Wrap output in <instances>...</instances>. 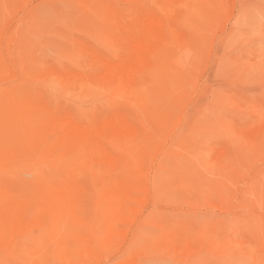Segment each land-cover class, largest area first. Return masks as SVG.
Instances as JSON below:
<instances>
[{
	"label": "rangeland",
	"instance_id": "rangeland-1",
	"mask_svg": "<svg viewBox=\"0 0 264 264\" xmlns=\"http://www.w3.org/2000/svg\"><path fill=\"white\" fill-rule=\"evenodd\" d=\"M148 19L142 84L108 81ZM73 120L97 132L63 138ZM0 159V264H264V0H0Z\"/></svg>",
	"mask_w": 264,
	"mask_h": 264
},
{
	"label": "bare ground",
	"instance_id": "bare-ground-1",
	"mask_svg": "<svg viewBox=\"0 0 264 264\" xmlns=\"http://www.w3.org/2000/svg\"><path fill=\"white\" fill-rule=\"evenodd\" d=\"M108 2V1H107ZM168 2V1H167ZM166 2V3H167ZM175 4H173V6H174ZM170 8V7H169ZM166 9V8H165ZM173 9H174V7H173ZM173 9H172V11H173ZM168 10V9H167ZM149 12V11H148ZM146 14V13H145ZM152 14V13H151ZM156 14V13H155ZM136 15V14H135ZM144 15V14H143ZM147 15V14H146ZM153 15V14H152ZM168 15V14H167ZM166 15V16H167ZM119 16V15H118ZM138 16V15H137ZM141 16V15H140ZM148 16H149V14H148ZM151 16V15H150ZM155 16V15H154ZM153 16V17H154ZM170 16V15H169ZM122 17V16H121ZM120 17V18H121ZM133 17V16H132ZM139 17V16H138ZM142 17V16H141ZM145 17V16H144ZM160 17V16H159ZM172 17V16H171ZM123 18V17H122ZM125 18V17H124ZM146 18H147V16H146ZM154 18H156V17H154ZM161 18V17H160ZM173 18V17H172ZM129 19V18H128ZM137 19V18H136ZM140 19V18H139ZM143 19V18H142ZM156 19H159L158 17L156 18ZM156 19H154V20H156ZM164 19H165V16H164ZM169 19V18H168ZM144 20V19H143ZM146 20V19H145ZM150 19H148L147 21H146V23H145V26H144V28H142L143 30H130V32H129V34H130V37L129 38H131V40H129V42H130V47H129V50L127 51V53H124V54H126L124 57H120L121 58V60H119V61H116L115 60V58H114V61H116L117 63H115V65L113 66V64H112V66H111V68L113 67V72H114V74L112 73V75H110L111 76V78H112V80L110 79H107L108 81H116L117 80V82H121V83H125V84H127V86H129V87H137V85L139 84V82H140V75H141V73L143 72V69L152 61V59L159 53V50H160V47L161 46H159V43L161 42V41H166V39H165V37H164V34H163V26L165 25L164 24V22H162L163 24L161 25V23H160V21H149ZM166 20V19H165ZM122 21H123V19H122ZM142 21V20H141ZM173 21V20H172ZM128 22V21H127ZM134 22H135V20H134ZM138 22V21H137ZM143 22V21H142ZM141 22V23H142ZM168 22V21H167ZM166 22V23H167ZM125 23H126V21H125ZM132 23V22H131ZM170 23V22H169ZM169 23H168V25H169ZM127 24H129V23H127ZM136 24V23H135ZM143 24L144 23H142V26H143ZM132 25H134V24H132ZM131 25V26H132ZM139 25V24H138ZM172 25V24H171ZM141 26V25H140ZM137 28H139V27H137ZM136 28V29H137ZM167 28V27H166ZM134 29V28H133ZM168 29H169V26H168ZM166 30V29H165ZM176 30V29H175ZM124 31H126V32H128L127 30H124ZM124 31H123V33H124ZM170 31H171V29H170ZM173 31V30H172ZM172 31H171V33H172ZM177 31V30H176ZM168 32H169V30H168ZM174 32V31H173ZM167 33V32H166ZM178 33V32H177ZM176 34V33H175ZM128 35V34H127ZM170 35H173L174 36V34H170ZM178 35V34H177ZM167 37V36H166ZM128 38V37H127ZM170 38H172V37H170ZM179 38V37H178ZM122 39V38H121ZM165 39V40H164ZM173 39H174V37H173ZM173 39H171L172 41H173ZM126 40V39H125ZM176 40V39H175ZM174 40V41H175ZM178 41V40H177ZM177 41H175V42H177ZM121 42H122V40H121ZM128 42V41H127ZM127 42H125L124 44H126ZM174 42V43H175ZM122 44V43H121ZM161 44V43H160ZM169 44V43H168ZM170 44H173L172 42L170 43ZM127 45V44H126ZM129 45V44H128ZM128 45L127 46H125V47H128ZM163 45V44H162ZM122 46H123V44H122ZM169 46V45H168ZM124 47V48H125ZM126 49V48H125ZM165 49H167V48H165ZM169 49V48H168ZM168 52L166 53L167 55H168V53H170L171 52V50L169 49V50H167ZM170 51V52H169ZM163 54H165V52H164V50H163V52H162ZM162 53H160V54H162ZM100 54V53H99ZM166 55V56H167ZM119 56H121V54L119 55ZM123 56V55H122ZM165 56V55H164ZM97 57V56H96ZM112 57V56H111ZM162 57H163V55H162ZM101 58H102V56H101ZM156 58V57H155ZM154 58V59H155ZM160 58V57H159ZM158 59V58H157ZM104 60V59H103ZM159 60V59H158ZM155 63H156V61H154ZM100 63V62H99ZM158 63V62H157ZM105 64H107V63H105ZM150 66H151V63H150ZM158 66V65H157ZM152 67H154V65L152 64ZM103 68V67H102ZM150 68V67H149ZM148 68V69H149ZM147 69V68H146ZM103 70V69H102ZM101 70V71H102ZM108 70V69H107ZM111 70V69H110ZM157 69H155V71H156ZM162 70V69H161ZM112 71V70H111ZM152 71H154V70H152ZM71 72V71H70ZM108 72V71H107ZM66 73H69V72H66ZM72 73V72H71ZM103 73H105L104 75H106V72H104L103 71ZM103 73H102V75H103ZM62 74H64V73H62ZM98 74H101V73H98ZM97 74V75H98ZM108 74V73H107ZM155 74V73H154ZM59 75V74H58ZM69 75V74H68ZM87 75H89V74H87ZM65 76V75H64ZM112 76H114V77H112ZM151 76H153V73L151 74ZM60 77H62V76H60ZM78 77H79V75H78ZM78 77H77V79H78ZM88 77H90L91 78V76L89 75ZM95 77V76H94ZM93 77V78H94ZM101 77H103V76H101ZM106 77V76H105ZM142 77V76H141ZM150 77V76H149ZM65 78V77H64ZM93 78H91V79H93ZM96 78H98V76L96 77ZM108 78V77H107ZM153 78V77H152ZM100 79V78H99ZM102 79V78H101ZM106 80V81H107ZM154 80V79H153ZM72 81V80H71ZM93 81V80H92ZM95 81H96V79H95ZM94 81V82H95ZM97 81H98V79H97ZM65 82V81H64ZM73 83H74V81H72ZM104 82V81H103ZM68 83V82H67ZM97 83H99V82H97ZM101 83V82H100ZM109 83V82H108ZM113 82H111V84H112ZM120 83V84H121ZM141 83V82H140ZM96 84V83H95ZM94 84V85H95ZM102 84V83H101ZM142 84V83H141ZM100 85V84H99ZM107 85H110V84H106L105 86L107 87ZM113 85H114V83H113ZM113 85H111V86H113ZM124 85V84H123ZM122 85V86H123ZM152 84H149L148 86H149V89H150V86H151ZM76 86V85H75ZM78 86V85H77ZM82 86V85H81ZM80 86V87H81ZM83 86H85L84 84H83ZM97 86H98V84H97ZM110 86V87H111ZM69 87V86H68ZM79 87V86H78ZM96 87V86H95ZM94 87V88H95ZM100 87H102L101 85H100ZM116 87V86H115ZM119 87H120V85H119ZM128 87V88H129ZM74 88H76V87H74ZM124 88V87H123ZM144 87H142V89H143ZM80 89V88H79ZM102 89V88H101ZM103 89H105V88H103ZM116 89V88H115ZM134 89V88H133ZM145 89V88H144ZM148 89V88H147ZM87 90V89H86ZM108 90V89H107ZM113 90V89H112ZM124 90H127V88L126 89H124ZM132 89H129V91H131ZM151 90V89H150ZM115 91V90H114ZM119 91V90H118ZM129 91H125L126 93L127 92H129ZM140 91V90H139ZM152 91V90H151ZM124 91H122V93H123ZM124 92V93H125ZM144 92V90L142 91V93ZM145 92L147 93V90L145 89ZM115 93H117V92H115ZM121 93V92H120ZM123 93V94H124ZM140 93V92H139ZM149 94L151 93V92H148ZM102 94H104V93H102ZM110 94V93H109ZM118 94V93H117ZM128 94V93H127ZM149 94H147V95H149ZM144 95V94H143ZM111 96V95H110ZM113 96H115V95H113ZM121 96V95H120ZM140 96V95H139ZM144 96H146V95H144ZM136 97V96H135ZM142 96H140V98H141ZM147 97V96H146ZM151 97V96H150ZM149 97V98H150ZM112 98V97H111ZM113 99V98H112ZM114 99H116V97L114 98ZM125 99V98H124ZM136 99V98H135ZM138 100V99H137ZM149 99H147V101H148ZM120 101V100H119ZM37 102V101H36ZM40 102V101H39ZM39 102H38V104H39ZM141 102V101H140ZM45 103V102H44ZM44 103H43V106H44ZM47 103V102H46ZM133 103V102H132ZM138 103V102H137ZM142 103V102H141ZM115 103H113V105H114ZM120 104V103H119ZM143 104V103H142ZM112 104H111V106L109 107V108H112V106H113ZM136 104L134 103L133 104V106H135ZM36 106V105H35ZM49 106V105H48ZM122 106H124V105H122ZM36 107H38V105L36 106ZM116 107V108H115ZM113 106V108H115L114 110H116L117 108H119V106L117 107V105L116 106ZM136 107V106H135ZM134 107V108H135ZM139 107V106H138ZM138 107H136V109L138 108ZM256 107V106H255ZM39 108V107H38ZM45 108V107H44ZM65 107H63V109H64ZM113 108H112V110H113ZM140 108V107H139ZM36 109V108H35ZM34 109V110H35ZM42 109V108H41ZM62 109V108H61ZM61 109H59V110H61ZM67 109V108H66ZM48 110H49V108H48ZM51 110V109H50ZM73 110V109H72ZM110 111H111V109H109ZM114 110H113V112H114ZM117 110H119V109H117ZM138 110V109H137ZM76 111V110H75ZM121 108H120V114H121ZM55 112V111H54ZM58 112V111H57ZM65 112H68V110H66ZM118 112V114L115 112V114H117V115H119V111H117ZM123 112V111H122ZM43 113H45V112H43ZM53 113V112H52ZM60 113H61V111H60ZM107 114H108V110H107V112H106ZM124 113V112H123ZM132 113V112H131ZM38 114V113H37ZM68 114V113H67ZM130 114V113H129ZM138 113H136V115H137ZM48 115H49V113H48ZM54 115H55V113H54ZM53 115V116H54ZM61 115H63V114H61ZM66 114L64 113V115L63 116H65ZM72 115V114H71ZM101 115H102V113H101ZM109 115H111L110 113H109ZM109 115H107V117L109 116ZM114 115V114H113ZM58 116V115H57ZM60 116V115H59ZM85 116V115H84ZM122 116H124V115H122ZM121 116V117H122ZM38 117V116H37ZM43 117V116H42ZM41 117V118H42ZM69 117V116H68ZM76 117V116H75ZM79 117H80V115H79ZM82 117V116H81ZM86 117V116H85ZM88 118H91V117H89V116H87ZM97 117V116H96ZM95 117V118H96ZM98 117H100L101 118V116H99L98 115ZM120 117V118H121ZM138 117V116H137ZM36 118V117H35ZM45 118H46V116H45ZM57 118H59V117H57ZM61 118V117H60ZM64 118V117H63ZM62 118V119H63ZM71 118V117H70ZM73 118V117H72ZM83 118V117H82ZM119 118V119H120ZM128 118V117H127ZM127 118H125V117H123V119H121L120 120V122L123 124H127V123H129L130 124V122H132L131 121V119H127ZM130 118V117H129ZM43 119V118H42ZM48 119H49V117H48ZM66 119V118H65ZM93 118H91V120H92ZM109 119V118H108ZM107 119V120H108ZM115 119V118H114ZM119 119H117L118 121H119ZM140 119V118H139ZM44 120V119H43ZM56 120V119H55ZM72 120V119H71ZM101 120V119H100ZM100 120H99V123H97L98 125L100 124ZM111 120V119H110ZM138 120V119H137ZM39 120H37V122H38ZM48 121V120H47ZM49 121H51V120H49ZM59 121V120H58ZM61 121V120H60ZM60 121H59V123H60ZM77 121V120H76ZM95 122H96V120H94ZM115 121V120H114ZM114 121H113V123H114ZM135 121V120H134ZM141 121V120H140ZM140 121H138V123L140 122ZM142 121H144V120H142ZM37 122H34V124H36ZM53 122V121H52ZM93 122V121H92ZM106 122V121H105ZM42 123V122H41ZM47 123V122H46ZM51 123V122H50ZM67 125H66V128H65V130L63 131V133L62 134H60L63 138H68V137H71V139H72V137L74 136H77V139H79L78 138V135H79V137L80 136H84V135H87V134H89V133H93V135L97 132L96 131V129L94 128V125L96 124H94V125H92L91 124V121H90V125H88V124H86V125H88V126H85L84 128L82 127H80L79 126V122L77 121V122H75L74 120L73 121H70V122H68L67 121ZM86 123V122H85ZM102 123V122H101ZM107 123V122H106ZM112 123V124H113ZM134 123V122H133ZM132 123V124H133ZM43 124V123H42ZM81 124H82V119H81ZM140 124V123H139ZM138 124V125H139ZM49 125L50 124H48L47 125V127H49ZM51 125H52V123H51ZM54 125V127H55V124H53ZM52 125V126H53ZM57 125V124H56ZM60 125H61V123H60ZM101 125V124H100ZM143 125V124H142ZM146 125V124H145ZM45 127H46V125H44ZM52 126H50L51 128H52ZM123 126V125H122ZM128 126V125H127ZM126 126V127H127ZM133 126V125H132ZM136 125L134 124V127H135ZM44 127V129H46ZM53 127V128H54ZM59 127V126H58ZM57 127V128H58ZM63 127H65L64 125H63ZM144 127V126H143ZM146 127V126H145ZM148 127V126H147ZM146 127V128H147ZM43 128V127H42ZM96 128H97V126H96ZM132 127L130 126V128L129 129H131ZM136 128H138V127H136ZM146 128L144 129V130H146ZM149 128V127H148ZM54 129H56V128H54ZM59 129V128H58ZM113 129V128H112ZM143 129V128H142ZM105 130H107V129H105ZM123 130V129H122ZM133 130H134V128H133ZM133 130L132 131H129V133H133ZM137 130V129H136ZM144 130H142V131H144ZM42 131V130H41ZM44 131V130H43ZM49 131H52V130H50V128H49ZM48 131V132H49ZM61 131V130H60ZM153 131V130H152ZM38 132V131H37ZM40 132V131H39ZM47 132V133H48ZM124 132V131H123ZM137 132H139V131H137ZM137 132L135 133V134H137ZM147 132H148V129H147V131H146V135L144 136V139H146V138H149L148 137V135H149V132H148V134H147ZM53 133H55V131L53 132ZM59 133V132H58ZM103 133V132H102ZM105 133V132H104ZM153 133V132H152ZM107 134V133H106ZM106 134H105V136L104 137H106ZM121 134H122V132H121ZM131 134H130V137H134V136H131ZM59 135V136H60ZM96 135H98V134H96ZM95 135V136H96ZM123 135H125V134H123ZM151 135H153V134H151ZM151 135H149V136H151ZM49 136V135H48ZM109 136V135H108ZM121 136V135H120ZM156 136H157V134H156ZM37 137V136H36ZM56 137H58V135L56 136ZM73 137V138H74ZM110 137V136H109ZM124 137V136H123ZM122 137V138H123ZM126 137V136H125ZM124 137V138H125ZM146 137V138H145ZM50 138V137H49ZM62 138V139H63ZM81 138V137H80ZM86 138V137H85ZM85 138H83V141H84V139ZM94 138H96V137H94ZM93 138V139H94ZM98 138V137H97ZM97 138H96V140H97ZM103 138V137H102ZM107 138V137H106ZM127 138V137H126ZM129 138V137H128ZM154 138H156L155 136H154ZM70 139V138H69ZM99 139H100V136H99V138H98V141H99ZM144 139H142V141L144 140ZM151 139H153V137H151ZM157 139V138H156ZM156 139H153L152 140V142L153 141H155ZM35 140V139H34ZM37 140V139H36ZM35 140V141H36ZM39 140V139H38ZM56 140H57V138H56ZM73 140V139H72ZM72 140H70V141H72ZM104 140V139H103ZM114 140V139H113ZM35 141H34V143L33 144H35ZM66 141V140H65ZM80 141V140H79ZM95 141V140H94ZM97 141V142H98ZM105 141V140H104ZM121 141V140H120ZM132 140H130L129 139V143H131L132 144V142H131ZM141 140H140V143L142 142ZM146 141V140H145ZM40 142H41V140H40ZM45 142V141H44ZM100 142H102L101 140H100ZM99 142V143H100ZM110 142H113V141H110ZM116 143L118 142V143H121V142H119V140H116L115 141ZM134 142H135V140H134ZM138 142H139V140H138ZM60 143V142H59ZM69 143H71L72 144V142H69ZM75 143H76V141H75ZM75 143H74V145H75ZM88 143V142H87ZM144 143H146V142H144ZM32 144V146H33V148H34V145ZM37 144V143H36ZM39 144V143H38ZM61 144V143H60ZM66 145H68V143L66 142L65 143ZM77 144V143H76ZM79 144V143H78ZM91 142H90V145L89 146H91ZM96 144V143H95ZM136 144H137V141H136ZM143 144V143H142ZM64 145V144H63ZM62 144H61V146H63ZM74 145H72V146H74ZM84 145V144H83ZM82 145V146H83ZM98 146L100 145V144H97ZM138 145V144H137ZM140 145V144H139ZM69 146V145H68ZM77 146H79L80 147V145H77ZM93 147L94 146H96V145H92ZM91 146V147H92ZM120 146V145H119ZM135 146V144L133 145V147ZM142 146V145H141ZM140 146V147H141ZM144 146V145H143ZM147 146H149V145H147ZM146 145L144 146V148L145 147H147ZM66 147V146H65ZM84 147V146H83ZM85 147H88V145L87 146H85ZM130 147H132V146H130ZM133 147L131 148V149H133ZM137 147V146H136ZM135 147V148H136ZM31 148V147H30ZM32 148V151L34 150L35 151V149H33ZM42 148V147H41ZM52 148V147H51ZM73 148V147H72ZM71 148V149H72ZM90 148V147H89ZM99 148V147H98ZM104 148V147H103ZM106 148V147H105ZM25 149V151L28 149V151L30 150L31 151V149H29V148H24ZM40 149V148H39ZM70 149V150H71ZM86 149V148H85ZM84 149V150H85ZM91 149V148H90ZM94 149V148H93ZM137 149V148H136ZM142 149V148H141ZM20 150V149H19ZM22 150V149H21ZM37 150H38V148H37ZM41 150V152H42V149H40ZM100 150V149H99ZM98 150V151H99ZM24 151V150H23ZM28 151H26V152H28ZM29 151V152H30ZM32 151H31V153H32ZM33 151V152H34ZM86 151V150H85ZM88 151V150H87ZM140 151V150H139ZM142 151V150H141ZM145 151V150H144ZM147 151V150H146ZM20 152V151H19ZM26 152H25V154H26ZM28 152V153H29ZM50 152V151H49ZM61 152V151H60ZM64 152H67L66 150L64 151ZM63 152V153H64ZM77 152H79V150H77ZM96 152V151H95ZM95 152H93V155H94V153ZM23 153V152H22ZM37 153V152H36ZM40 153V152H39ZM39 153H37V154H39ZM54 153V152H53ZM69 153V152H68ZM68 153H67V155H68ZM98 154L100 153V152H97ZM19 154H21V153H19ZM33 154V153H32ZM42 154V153H41ZM48 154V153H47ZM51 154V153H50ZM49 154V155H50ZM56 154V153H55ZM98 154H97V157H98ZM28 155V154H27ZM87 155H89V154H87ZM92 155V156H93ZM103 155H104V153H103ZM23 156H24V153H23V155H22V157H20L21 159L23 158ZM96 156V155H95ZM108 156H109V154H108ZM26 157V156H25ZM24 157V158H25ZM38 157V156H37ZM43 157V156H42ZM44 157H45V155H44ZM59 157V156H58ZM96 157V158H97ZM103 157H105V156H103ZM23 158V159H24ZM27 158V157H26ZM45 158H47V157H45ZM49 158H50V156H49ZM54 158H55V156H54ZM60 158H61V156H60ZM66 158H68V157H66ZM91 158V157H90ZM99 158V157H98ZM101 158V157H100ZM106 158V157H105ZM108 158V157H107ZM110 158V157H109ZM123 158V159H122ZM121 159H122V163H123V160H124V157H122ZM5 159V158H4ZM20 159V160H21ZM38 159H40V157H38ZM72 159V158H71ZM94 159V158H93ZM92 159V160H93ZM115 159V158H114ZM1 160V159H0ZM25 160V159H24ZM27 161H28V159H26ZM29 160H30V158H29ZM42 160V159H41ZM43 160H45V159H43ZM46 160H49V159H46ZM52 160V159H51ZM50 160V161H51ZM56 160H57V158H56ZM61 159H58V161H60ZM66 160V159H65ZM55 161V160H54ZM61 161H63V158H62V160ZM60 161V162H61ZM69 161V160H68ZM90 161V160H89ZM93 161H97V160H93ZM108 161V160H107ZM118 161V160H117ZM125 162H126V160H124ZM20 162V161H19ZM21 162H23V160L21 161ZM20 162V163H21ZM33 162V161H32ZM47 162H49V161H47ZM53 161H51L50 163H52ZM56 162V161H55ZM55 162H54V166H55ZM65 162H67V160L65 161ZM115 162V161H114ZM119 162V161H118ZM121 162V161H120ZM43 163H46V162H43ZM50 163H49V165H50ZM63 163V162H62ZM46 164H48V163H46ZM64 164V163H63ZM91 164V163H90ZM119 164V163H118ZM53 165V164H52ZM56 165H58V164H56ZM60 165H61V163H60ZM65 165H66V163H65ZM65 165H63V166H65ZM100 165V164H99ZM114 165V164H113ZM63 166H61V168H63ZM67 166V165H66ZM91 166H92V164H91ZM90 166V167H91ZM97 166V165H96ZM119 166H121V165H119ZM118 166V167H119ZM53 166H51V168H52ZM56 167V166H55ZM54 167V168H55ZM68 167V166H67ZM101 167V166H100ZM107 167V166H106ZM122 167V166H121ZM120 167V168H121ZM102 168V167H101ZM110 168V167H109ZM109 168H108V170H109ZM59 169V168H58ZM98 169H100V168H98ZM105 169H107V168H105ZM116 169V168H115ZM57 170V169H56ZM60 170V169H59ZM97 170V169H96ZM101 170H103V169H101ZM118 170V169H117ZM116 170V171H117ZM36 171V170H35ZM95 171V170H94ZM100 171V170H99ZM115 171V170H114ZM119 171H121V170H119ZM96 172H98V170L96 171ZM95 172V173H96ZM108 172V171H107ZM101 174H99L100 176H102V174H103V172H100ZM114 173V172H113ZM120 173H122V171L120 172ZM3 174V173H2ZM25 174V173H24ZM105 174V173H104ZM115 174H118V173H115ZM45 175V174H44ZM43 175V176H44ZM94 175V174H93ZM96 175H97V173H96ZM96 175H94L95 176V178H97L96 177ZM113 175V174H112ZM98 176V175H97ZM103 176H107V175H103ZM121 176V175H120ZM0 177H1V175H0ZM3 177H4V175H3ZM10 177V176H9ZM9 177L8 178H6V179H9ZM92 177V176H91ZM114 177H116V175L114 176ZM119 177V176H118ZM130 177H131V175H130ZM12 178V177H11ZM36 178V176L34 177V179ZM45 178V177H44ZM52 178V177H51ZM113 178V177H112ZM3 180H4V178H2ZM12 179H15V178H12ZM47 179V178H46ZM45 179V180H46ZM49 179H50V176H49ZM53 179V178H52ZM55 179V178H54ZM94 179V178H93ZM101 179V178H100ZM99 179V180H100ZM108 179H111L110 178V176L108 177ZM115 179V178H114ZM123 179H124V176H123ZM3 180H2V182L1 183H3ZM17 180V179H16ZM26 180H29V182H30V179H26ZM33 180V179H32ZM37 180V179H36ZM51 180V179H50ZM50 180H48V182H50ZM58 180V182H59V179H57ZM61 180V179H60ZM111 180H113V179H111ZM125 180V182H127V179H124ZM124 180H123V182H124ZM129 180V179H128ZM137 180V179H136ZM21 182H22V180H21ZM34 182H35V180H34ZM48 182H46V183H48ZM53 182H54V180H53ZM51 183V184H54V183ZM57 182V183H58ZM73 182V181H72ZM81 182V181H80ZM101 182H102V180H101ZM103 182H104V179H103ZM108 182H109V180H108ZM113 182H114V180H113ZM121 182H122V180H121ZM130 182H133V179H131L130 180ZM129 182V183H130ZM0 183V184H1ZM13 183H14V180H13ZM12 183V184H13ZM26 183V182H25ZM31 183V182H30ZM37 184H39V186H40V183L41 182H36ZM35 183V184H36ZM56 183V184H57ZM82 183V182H81ZM115 183H116V180H115ZM4 184V183H3ZM7 183H5V185H6ZM76 184H77V182H76ZM83 185H84V183H82ZM95 184V183H94ZM98 184H100V182L98 183ZM106 184V183H105ZM109 184H110V182H109ZM112 184V183H111ZM114 184V183H113ZM117 184H119V182H117ZM131 184V183H130ZM134 184V183H133ZM11 185V184H10ZM27 185H29V184H27ZM33 185V184H32ZM59 185H60V183H59ZM62 185V184H61ZM68 185V184H67ZM67 185H65L66 187H67ZM73 185V184H72ZM87 185V186H86ZM85 185V187H88V183ZM128 185V184H127ZM14 186H16L15 185V183H14ZM20 186V185H19ZM31 186V185H30ZM37 186V189H38V185H36ZM47 186V185H46ZM65 186H61V187H59V188H64ZM70 186V185H69ZM68 186V187H69ZM79 186V185H78ZM92 186V185H91ZM100 186H103L102 184L100 185ZM110 186V185H109ZM120 186V185H119ZM121 186H123L122 184H121ZM7 187V186H6ZM10 187V186H9ZM23 188H25L24 186H22ZM32 187V186H31ZM30 187V188H31ZM49 187H53V185H50ZM105 187V186H104ZM113 187H114V185H113ZM131 187H133V185L131 186ZM0 188H2V187H0ZM15 189H16V191H15V189L13 190L14 192H17V188L16 187H14ZM35 188V187H34ZM92 188V187H91ZM118 188V187H117ZM135 188V187H134ZM134 188H131V189H134ZM27 189H29V186H27ZM55 189V188H54ZM68 189V188H67ZM66 189V190H67ZM72 188H70V190H71ZM82 189V188H81ZM96 189V191H97V188H95ZM102 189H104L103 187H102ZM34 190V189H33ZM65 190V191H66ZM69 190V189H68ZM67 190V191H68ZM78 190V189H77ZM85 190H87V189H85ZM93 189H90V191H92ZM135 190H136V188H135ZM9 191V190H8ZM7 191V192H8ZM12 191V192H13ZM20 191V190H19ZM56 191V190H55ZM76 191V190H75ZM90 191H86V192H90ZM101 191H103V190H101ZM116 192L117 191H119V188H118V190H115ZM123 191H125V190H123ZM138 191V190H137ZM136 191V192H137ZM1 192V191H0ZM3 192H4V190H3ZM6 192V193H7ZM13 192V193H14ZM24 192V191H23ZM41 192V191H40ZM73 192V191H72ZM78 192V191H77ZM93 192V191H92ZM115 192V193H116ZM126 192H127V190H126ZM140 193H141V190L139 191ZM9 193V192H8ZM27 193H28V191H27ZM66 193V192H65ZM74 193V192H73ZM84 193V192H83ZM82 193V194H83ZM94 193V192H93ZM108 193V192H107ZM112 193V192H111ZM1 194V193H0ZM24 194V193H23ZM25 194H26V192H25ZM63 194V193H62ZM67 194V193H66ZM68 194H70V193H68ZM67 194V195H68ZM76 193H74L73 195H75ZM109 194V193H108ZM128 194V193H127ZM137 194V193H136ZM8 195V194H7ZM9 195H10V193H9ZM17 195V194H16ZM66 195V196H67ZM71 195H72V193H71ZM73 195H72V197H73ZM78 195V194H77ZM80 195H81V193H80ZM80 195H78V197H76V199L77 198H79L80 197ZM90 195V194H89ZM112 195V194H111ZM120 195V194H119ZM4 196V195H3ZM11 196V195H10ZM14 196V195H13ZM20 196V199H21V195L19 194L18 195V197ZM22 196H24V198L26 197L25 195H22ZM29 195L27 194V197H28ZM37 196V195H36ZM44 196V195H43ZM60 196V195H59ZM82 196V195H81ZM123 196V195H122ZM125 196V195H124ZM135 196V195H134ZM151 196V195H150ZM14 197H16V196H14ZM14 197H12V198H14ZM26 197V198H27ZM39 197V196H38ZM68 197V196H67ZM71 196L69 197V199L70 198H72ZM91 197H92V195H91ZM99 197V196H98ZM97 197V198H98ZM114 197V196H113ZM143 197V196H142ZM23 198V199H24ZM29 198V197H28ZM28 198H27V200H28ZM81 198V197H80ZM84 198H86V197H83V198H81L82 199V201H84L83 199ZM118 198V197H117ZM29 199H32V198H29ZM87 199V198H86ZM88 199H89V197H88ZM101 199V198H100ZM115 199V198H114ZM113 199V200H114ZM15 200V199H14ZM25 200V199H24ZM34 200V199H33ZM37 200H38V198H37ZM66 200H68V199H66ZM91 200V199H90ZM99 200V199H98ZM111 200V199H110ZM17 201V200H16ZM15 201V202H16ZM22 201V200H21ZM21 201H18L19 203H21V206H22V202ZM71 201L73 202L74 200H72L71 199ZM120 201V202H119ZM119 201H118V203L120 204L121 203V200L119 199ZM29 202V201H28ZM88 203V201H85V203ZM102 202V201H101ZM123 202V201H122ZM137 202V201H136ZM139 202V201H138ZM8 203V202H7ZM12 203V202H11ZM24 203H27L26 201H24ZM31 203H35L34 201L33 202H31ZM71 203V202H70ZM74 203V202H73ZM72 203V204H73ZM81 203V202H80ZM85 203H83V204H85ZM141 203V202H140ZM14 204V203H13ZM17 204V203H16ZM36 204V203H35ZM144 204V203H143ZM142 204V205H143ZM19 205V204H18ZM24 205V204H23ZM78 205V204H77ZM87 204H85V206H86ZM92 205V204H91ZM122 205V204H121ZM134 205H135V203H134ZM5 206V205H4ZM10 206H12V205H10ZM16 206V205H15ZM33 206H35V205H33ZM38 206V205H37ZM40 206V205H39ZM92 206H94V205H92ZM8 207V206H7ZM23 207V206H22ZM26 207V206H25ZM74 207V206H73ZM77 207V206H76ZM75 207V208H76ZM95 208H96V206H94ZM93 207V208H94ZM129 207V206H128ZM5 208V207H4ZM10 208V207H9ZM40 208V207H39ZM42 208H43V206H42ZM82 208V207H81ZM84 208V207H83ZM87 208H88V206H87ZM92 208V209H93ZM121 208V207H120ZM123 208V207H122ZM14 209H15V207H14ZM31 209V208H30ZM74 209V208H73ZM78 209V208H77ZM85 209V208H84ZM84 209H82V212H83V210ZM91 209V210H92ZM8 210V209H7ZM12 210V209H11ZM10 210V211H11ZM16 210H17V208H16ZM41 210H43V209H41ZM50 210H53L52 208L50 209ZM85 210H87V209H85ZM18 211V210H17ZM136 211L137 210H135V213H136ZM140 210H138V212H139ZM8 212H9V210H8ZM15 212V211H14ZM51 212V211H50ZM53 213L55 212V210H53L52 211ZM74 212H76V211H74ZM80 212V211H79ZM133 212V211H132ZM7 213V212H6ZM11 213V212H10ZM25 213V212H24ZM44 213V212H43ZM45 213H46V211H45ZM49 213V212H48ZM78 213V212H77ZM50 214V213H49ZM130 214V213H129ZM17 215V214H16ZM56 215V214H55ZM127 215V214H126ZM13 216H14V213H13ZM27 216V215H26ZM49 216V215H48ZM57 216V215H56ZM59 216V215H58ZM57 216V217H58ZM12 217V216H11ZM25 217V216H24ZM34 217V216H33ZM44 217V216H43ZM53 217V216H52ZM56 217V218H57ZM15 218V217H14ZM17 218V217H16ZM47 218V217H46ZM55 218V217H54ZM34 219V218H33ZM52 219V218H51ZM46 220V219H45ZM55 220H57V219H54L53 221H55ZM11 221H14V220H11ZM32 221V220H31ZM35 221V220H34ZM47 221V220H46ZM49 221H51L50 220V218H49ZM21 222V221H20ZM25 222V221H24ZM24 222H22L23 224H24ZM36 222V221H35ZM38 222V221H37ZM12 223V222H11ZM14 223V222H13ZM12 223V224H13ZM31 223V222H30ZM43 222H41V224H42ZM45 223V222H44ZM49 223V222H48ZM47 223V224H48ZM56 223V222H55ZM11 224V225H12ZM18 224V223H17ZM21 223H19V225H20ZM23 224H21V225H23ZM40 224V225H41ZM46 224V225H47ZM6 225H7V223H6ZM24 225H26V224H24ZM28 225V224H27ZM31 224H29V226H30ZM45 225V224H44ZM46 225L44 226V227H46ZM14 226V225H13ZM28 226V227H29ZM43 226V225H42ZM7 227V226H6ZM10 228V227H9ZM26 228V227H25ZM32 228V227H31ZM3 230V229H2ZM11 230V229H10ZM5 231H6V229H5ZM19 231H21V230H19ZM28 231V230H27ZM0 232H1V229H0ZM3 233H4V231H2ZM29 232V231H28ZM57 232V231H56ZM12 233V232H11ZM22 233V232H21ZM21 233H20V235L18 236V237H21L22 238V236H21ZM24 233H25V231H24ZM7 234V233H6ZM29 234V233H28ZM1 235H2V233H1ZM12 235V234H11ZM4 236V235H3ZM2 236V237H3ZM7 236V235H6ZM5 237V236H4ZM9 237V236H8ZM5 239V238H4ZM7 239H9V238H7L6 237V240ZM13 240V239H12ZM1 241V240H0ZM5 241V240H4ZM16 241V240H15ZM1 243H2V241H1ZM7 243V242H6ZM11 244H13V242L11 243ZM2 246V245H1ZM15 246V245H14ZM13 246V247H14ZM180 246V245H179ZM12 247V246H11ZM180 247H182V246H180ZM6 248V247H5ZM4 248V249H5ZM8 248V247H7ZM180 251V250H179ZM39 264V263H38Z\"/></svg>",
	"mask_w": 264,
	"mask_h": 264
}]
</instances>
